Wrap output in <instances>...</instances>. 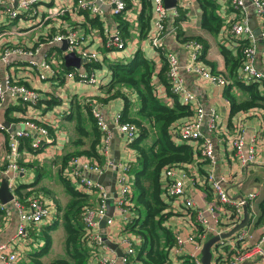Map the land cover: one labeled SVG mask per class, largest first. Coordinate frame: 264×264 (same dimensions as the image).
Returning a JSON list of instances; mask_svg holds the SVG:
<instances>
[{
    "label": "crops",
    "instance_id": "obj_1",
    "mask_svg": "<svg viewBox=\"0 0 264 264\" xmlns=\"http://www.w3.org/2000/svg\"><path fill=\"white\" fill-rule=\"evenodd\" d=\"M61 0H42L36 6V14L20 15L18 19L11 20L0 8V85H2L7 76L26 87L37 91L41 100L36 106L25 105L20 99L6 93L2 102V111L0 112V120L7 127L6 130L0 131V185L2 178L9 179L12 193L15 198L23 205L27 206L28 202L33 198H38L50 209L49 217L45 218L38 224H28L26 226L27 235L25 237L17 236V230L20 225V212L11 204L7 210L0 209V246L5 245L9 253L18 255V261L15 264H49L58 258L66 257V250L62 253L57 252L62 249L64 244V236L66 241V232L62 224L63 213L59 208H63L59 202H56L52 195H56L50 189L49 173L57 174L55 179L60 178V169L63 157L89 148V140L83 146H76L75 141L78 138L76 131V122L68 118L72 111V103L78 101L83 107L84 125L86 128H92V122L89 119V112L85 106L89 98H95L102 103V114L109 122L112 129L114 139L111 146V155L113 157L112 147L118 146L120 162L131 165L132 169L130 177L134 187V171L137 168V153L131 149L126 142V138L121 134L115 126V118L118 114L123 113L124 102L120 98L108 101H100L109 99L110 94L106 90V86L111 80V71L109 65L114 62L130 61L138 50L156 65V72L153 79V85L157 93H160L165 101L172 104V99L168 97V93L162 81L159 78V72L164 64V54L166 52H174L181 65V75L184 78L187 87L198 97L201 107L206 112V122L212 110L217 113L216 128L212 131L206 130L207 135L212 139L215 149V164L208 161H200L189 165L180 166V169L189 173L194 183L187 186V192L191 198L198 204L203 205L206 201H210L207 197L205 187H203V177L213 172L217 178L226 180V188L232 198H240L246 196L254 190H258L259 194L255 201L256 218L251 223L254 231V241L264 234V218L260 217V204L264 201V188L261 183L264 181V167L261 162L264 160V110L256 108L248 112H242L230 119V103L224 97L225 87H217L200 76H194L187 71V65L190 62L191 52L186 47L179 33H183L187 37L200 38L203 46H206V52L200 57L199 64L204 65L211 72L219 75H225L227 68L221 47L230 50L234 56H237L239 47L243 42L242 39L236 38L232 34V27L236 22L242 21L245 14L241 10L235 9L231 0H214L218 6L217 13L224 23L219 35H212L209 31L202 27V11L197 0H176L177 6L174 8L180 13V23L173 26V11L169 12L168 30L169 34L165 38V53L156 50L151 44V37L155 34L154 10L151 0V22L150 29L146 36L142 37L140 32L139 17L143 10L141 0H127L131 3V7L121 15L123 22L128 24L127 31L121 29L120 22L113 14L112 0H104L101 5L104 15L97 17L94 23L86 18L85 12H81L77 8L75 0L65 1L67 13L52 19H47V13L50 8L60 5ZM180 10V12L178 11ZM91 19L94 17L91 15ZM95 19V18H94ZM246 19L250 25L258 22L260 29L261 19L257 16L255 8L247 5ZM72 30L77 31L84 37V46L91 52L98 54V62L94 63L97 68L87 70L85 65L82 68L89 73H95L96 84H83L75 79H67L64 68V56L56 51L61 49L63 44L50 45L49 41L57 35L65 34ZM120 32L125 48L122 50L109 49L106 47L107 34ZM245 41V40H244ZM21 48L27 54L23 56H11L8 63L2 61L5 50ZM262 44H259L261 50ZM203 54V53H202ZM202 56V55H201ZM54 59L51 71L38 70L33 63H42ZM264 59L261 54L258 56V67L263 66ZM77 69V68H74ZM46 76L45 80H41L39 75ZM229 85V84H228ZM261 90L264 92V85ZM233 92L240 100L246 99L247 94L243 89L234 87ZM125 94L131 99L132 115L138 110L139 99L137 93L129 89L125 90ZM30 118H35L41 123L47 124L50 131L52 144L48 147H42L34 150L31 143L23 141L20 148L18 162L25 171L14 177L13 174L7 175L4 170L9 164V138L13 132L20 129L21 124ZM239 125H243L247 131L248 138L255 139V146L258 152V162L249 169L243 170L238 160L235 158L234 150L230 145V139L236 135V129ZM250 142V141H249ZM251 143V142H250ZM45 146V145H44ZM86 157V156H80ZM256 177L255 179H252ZM262 178V179H261ZM56 181V180H55ZM26 187L22 190V199L16 194V189ZM79 188V187H78ZM80 189V188H79ZM134 190V189H133ZM84 191V190H83ZM87 192V191H84ZM89 205H97V196L90 192ZM51 194V195H49ZM66 205L68 200L66 199ZM178 203L184 205L182 202ZM177 201H171V211L174 216L167 222L174 234L179 231L184 234L195 233L198 231L193 215L188 214L184 206L178 204ZM0 204L1 201H0ZM100 221V220H99ZM124 225L116 218L113 226L107 227V239L111 244H116L117 249L114 250L111 245L106 249H100L99 253L109 259H118L119 255L124 252L121 240L124 238ZM123 230V231H122ZM100 232L98 228L96 232ZM131 236L135 244H140L138 236L130 231L125 233ZM48 239H51L50 249L40 255L46 248ZM88 248V263L99 264L96 257L95 249L89 240H85ZM200 241V238H198ZM93 252L91 251V248ZM191 249V248H190ZM98 254V253H97ZM249 264H264V258L254 256ZM0 264H3L0 261ZM120 264V263H118Z\"/></svg>",
    "mask_w": 264,
    "mask_h": 264
},
{
    "label": "built area",
    "instance_id": "obj_2",
    "mask_svg": "<svg viewBox=\"0 0 264 264\" xmlns=\"http://www.w3.org/2000/svg\"><path fill=\"white\" fill-rule=\"evenodd\" d=\"M42 0H0V8L4 14L11 20H16L20 15L36 14V6ZM65 1L61 0L60 5L50 8L47 13V19L63 16L67 13ZM77 8L80 11H88L93 17H103L104 11L101 5L104 0H75ZM17 2V4H16ZM154 10V24L156 32L151 37V44L156 50H165V38L169 34L168 19L169 12L173 11V16L178 17L176 9H167L165 0H152ZM232 6L241 10L245 14L242 21L236 22L232 27V34L238 38L245 40V48L243 51V65L241 68V77L245 82H259L264 85V63L261 68L258 67V56L261 54L264 59V0H231ZM251 4L261 19L260 35H256L246 19L247 5ZM113 14L115 16L124 14L127 4L124 0H112ZM107 34L106 47L109 49L122 50L126 43L120 32ZM68 41L69 47L67 53H75L86 62H98V54L91 52L84 46V37L77 31L72 30L65 34L57 35L49 41L50 45L62 44ZM259 44H262L259 50ZM186 47L191 52L190 62L187 65V71L194 76H200L217 87H226L230 80L226 75H219L211 72L204 65L199 64L204 47L196 41L186 42ZM27 53L21 48L7 49L4 51L2 61L8 63L11 56H23ZM168 62V79L171 84L172 94L177 96L180 101L191 107L193 116L186 119L182 124L175 126L174 132L177 133L178 141L192 144L197 152H199L200 161H208L215 164V149L212 139L207 135L206 130L212 131L216 128L217 113L212 110L209 120L206 122V112L201 107L198 97L186 85L181 75V65L178 56L172 52H166ZM54 59L42 63H33L38 70L51 71ZM52 72V71H51ZM53 73V72H52ZM67 79H75L83 84H96L97 79L95 73H89L85 69H75L65 74ZM41 80H45L46 76L39 75ZM10 93L18 98L25 105L36 106L40 100V94L25 85L17 84L11 76H7L2 85H0V112L2 111V102L5 94ZM156 94L159 98H163L160 93ZM87 104L91 108L92 115L96 120L97 126L103 134V141L100 147V153L105 157L104 166L92 161L87 157H74L70 162V176L77 184L80 190H84L97 196V205H88L83 211V222L85 224L86 240L91 243L95 249L96 257L99 264H132L131 258L136 254V246L132 237L125 236L121 240L124 248L118 259H109L99 253L100 249H106L107 244L101 233L96 230L99 228V220L107 215L108 205L111 201L104 185L95 182L87 175H102L108 168L117 167L118 176L116 180V198L113 199L114 214L108 219L107 227L113 226L116 218L124 225L131 224L134 218V204L132 201L133 185L130 177L131 165L121 162L115 163L111 155V146L114 139L112 129L109 122L102 114V103L95 98H89ZM115 126L117 130L126 138L128 145L132 144L138 138V128L131 123H122L121 116L118 114L115 118ZM6 130L5 125L0 120V131ZM175 133V134H176ZM32 139L31 147L39 150L42 147H48L52 144L50 131L47 124L41 123L35 118L25 120L20 129L13 132L9 138V164L4 170L5 174H13L17 177L23 173L25 169L19 164L21 139ZM251 143H250V142ZM45 145V146H44ZM230 145L234 150L235 158L239 164L245 169H249L258 162V152L255 146V139L248 138L247 131L243 125H239L236 129V135L230 139ZM264 167V160L261 162ZM167 183L165 184L166 194L171 201L182 202L184 209L188 214L193 215L196 227L202 226L204 233L199 236L198 231L195 233L184 234L175 232V244L172 247L171 259L167 264H184L185 260H189L191 264H202L201 252L203 244L211 237L220 235L223 232L232 230L244 218V207L247 206L250 212L249 225L237 232L230 239L221 240L213 247L212 264H246L254 256L264 258V234L258 240L254 241L253 225L251 224L256 218L255 201L258 197V190H254L240 198H232L226 188V180L217 178L213 172L207 173L202 180L203 187H209L212 199L206 201L203 205H198L188 194L187 186L194 183L193 177L180 167L167 168L165 170ZM264 188V181L261 183ZM11 191L12 187L10 186ZM207 194V193H206ZM208 197V196H207ZM20 212V225L17 230V236L25 237L27 235L26 226L28 224H38L45 218L49 217L51 211L38 198H33L28 205H23L19 200L14 198L12 203ZM9 205L0 204L2 211L7 210ZM264 226V222H263ZM125 230V228L123 229ZM122 230V231H123ZM127 231V230H126ZM128 232V231H127ZM200 238V241H198ZM91 248V247H90ZM191 248V249H190ZM91 251L93 252L92 248ZM98 253V254H97ZM0 261L3 264H15L18 261V255L9 253L5 245L0 246ZM138 264V263H135ZM249 264V263H248Z\"/></svg>",
    "mask_w": 264,
    "mask_h": 264
},
{
    "label": "trees",
    "instance_id": "obj_3",
    "mask_svg": "<svg viewBox=\"0 0 264 264\" xmlns=\"http://www.w3.org/2000/svg\"><path fill=\"white\" fill-rule=\"evenodd\" d=\"M127 9L131 3L124 0ZM143 10L139 17L140 34L146 36L150 29L151 22V0H141ZM202 11V27L212 35H219L225 26L217 13L218 6L214 0H197ZM180 12V10H178ZM82 12V11H81ZM85 16L91 23L96 21L97 17L91 19L88 11ZM123 15V14H122ZM120 22L121 29L126 30L128 24L123 22L121 15L116 16ZM173 26L177 28L180 23V13L172 21ZM184 43L196 41L201 43L200 38L187 37L179 33ZM237 56L225 48L221 47V52L225 59L227 73L225 74L230 82L224 89V97L230 103V119L235 115L248 112L256 108L264 110V92L261 90L262 84L259 82H245L241 77V68L243 65V51L246 42L242 40ZM202 44V43H201ZM203 45V44H202ZM205 55L206 46H203ZM56 51L62 55L61 49ZM165 53L163 50H159ZM164 64L159 72V78L164 84L168 97L172 99V104L168 103L156 94L153 85V79L156 72L155 63L148 59L141 50H138L133 58L124 62H114L109 65L111 71V80L106 86L109 99L108 101L120 98L124 102L123 113H120L122 123H131L138 128V138L130 144V148L137 153V168L134 171V187L132 201L134 204V218L131 224L127 225L126 230L130 231L140 239V244L136 246V254L131 258L132 264H167L171 259L170 253L175 244V234L167 222L174 216L171 211V198L166 194L165 184L167 183L165 170L167 168L180 167L193 164L199 157V152L195 150L192 144L178 141V135L174 132L175 126L182 124L186 119L193 116L191 107L183 104L180 99L172 94L171 84L168 79V62L166 53L164 54ZM85 67L97 68L94 63H87ZM67 72H72L74 68H64ZM18 84V83H17ZM241 87L247 94L246 99L240 100L234 94V87ZM129 89L138 95L139 107L135 115H132L131 99L125 94ZM98 101V100H97ZM101 103V102H100ZM89 112V119L92 122V128L88 129L84 125L83 107L78 101L72 103V111L68 118L76 122V131L78 138L75 141L76 146H83L86 139L89 140V148L82 151H76L63 157L60 169V178L65 191L70 195V201L66 207L59 208L63 211L62 224L66 232L65 250L66 257L59 258L49 264H87L88 248L86 245L85 224L83 222V210L89 205L90 194L80 190L77 184L70 176V162L74 157L86 156L92 161L104 166L105 157L100 153V147L103 141V134L97 126L91 108L85 106ZM176 133V134H175ZM29 142L32 139L23 138L21 144ZM21 148V146H20ZM9 149V148H8ZM26 187L16 189V194L22 199V190ZM207 196L212 199L210 188L205 187ZM260 217L264 218V201L260 204ZM62 212V211H61ZM204 228L198 226V234L202 236ZM52 243L48 239L46 248L40 253L47 252ZM38 264H43L38 262ZM184 264H191L185 260Z\"/></svg>",
    "mask_w": 264,
    "mask_h": 264
},
{
    "label": "water",
    "instance_id": "obj_4",
    "mask_svg": "<svg viewBox=\"0 0 264 264\" xmlns=\"http://www.w3.org/2000/svg\"><path fill=\"white\" fill-rule=\"evenodd\" d=\"M16 4H17V2H16ZM165 5H166L167 9H174L177 6V1L176 0H165ZM251 27H252V29L256 35H260V29L258 28V22H256V24H253V25L251 24ZM62 44L63 45L61 47V50L63 52H67L68 47H69L68 41H64ZM64 60H65V65L67 68L80 69L82 67V65L86 63V60L81 59L79 56H77L73 52L65 54ZM112 150H115L112 152L115 163H119L120 162V156H119L118 146L112 147ZM87 176L89 178H91L92 180H94L95 182H98V183L104 185L109 197L111 198V201L108 205L107 215L99 221V229H100L101 234L104 237L106 244L111 245L112 248L114 250H116L117 245L111 244V242L107 239V222H108V219L111 218L114 214L115 207L113 204V199H115L117 197L116 196L117 195L116 194V180H117V176H118V168L116 166L110 167L102 175L88 174ZM14 198H15V196L10 189L9 179L7 177L2 178L1 185H0V201H1V203L10 206L12 201L14 200ZM250 219H251L250 212L248 210V207L245 206L244 207V218L242 219V221L237 226H235L230 231L223 232L220 235H216V236L209 238L203 244V248H202V252H201L202 264H212V262H213V247L218 242H220L221 240L230 239L237 232L246 228L250 223ZM246 264H248V263H246Z\"/></svg>",
    "mask_w": 264,
    "mask_h": 264
},
{
    "label": "rangeland",
    "instance_id": "obj_5",
    "mask_svg": "<svg viewBox=\"0 0 264 264\" xmlns=\"http://www.w3.org/2000/svg\"><path fill=\"white\" fill-rule=\"evenodd\" d=\"M81 70H84L85 68H80ZM53 173H56V172H53L52 171V174L51 173H49V180H50V183H49V185H50V189L49 190H51L53 193H55L56 195H52V197L53 198H55L56 200H58V201H56V202H59L60 203V205H63L62 207H63V209L66 207V199L68 200V201H70V195L65 191V188H64V186H63V184L59 181V179L58 178H56L55 179V176H57V174H53ZM256 177H253L252 179H255ZM262 179V178H261ZM56 180V181H55ZM49 195H51V194H49ZM62 211V213H63V211L64 210H61ZM61 211H60V213H61ZM174 214V213H173ZM127 231H126V227H125V230H124V236H126V233ZM65 251V236H64V244H63V251H62V249H60L58 252H57V254L58 253H62V252H64ZM59 259V258H58Z\"/></svg>",
    "mask_w": 264,
    "mask_h": 264
}]
</instances>
